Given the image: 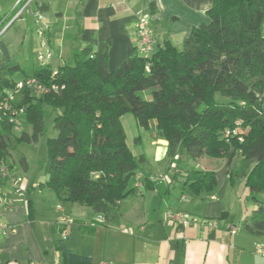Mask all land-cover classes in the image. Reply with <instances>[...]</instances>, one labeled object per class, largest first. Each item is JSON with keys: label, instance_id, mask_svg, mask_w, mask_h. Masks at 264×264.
Instances as JSON below:
<instances>
[{"label": "trees", "instance_id": "trees-1", "mask_svg": "<svg viewBox=\"0 0 264 264\" xmlns=\"http://www.w3.org/2000/svg\"><path fill=\"white\" fill-rule=\"evenodd\" d=\"M207 14L209 23L192 28L182 48L166 40L146 55L136 47L113 71L108 47L95 52L92 45L75 50L72 63L58 68L40 64L30 73L16 59L0 61V106L8 91L28 76L59 87L43 96L22 90L17 107L24 112L19 118L32 133L16 136L11 112L0 108V163L19 143L37 142L45 130V117L56 114L57 136L48 139L49 157L43 165L48 179L40 187L61 201L103 215V224H117L119 204L136 192L132 181L146 161L127 142L123 117L132 113L143 128L156 122L172 161L182 149L193 160L220 159L231 149L238 152L241 159L231 181L242 177L253 198L263 194L264 100L258 94L264 92V0H214ZM144 91L151 92L150 100L140 95ZM238 123L245 130L244 141L233 137L227 142L226 129ZM20 163L29 170L25 157ZM186 173L185 187L196 195L210 194L218 186L214 171ZM240 228L264 237V204ZM57 248L60 264H92L91 257L72 252L64 240Z\"/></svg>", "mask_w": 264, "mask_h": 264}, {"label": "crops", "instance_id": "crops-1", "mask_svg": "<svg viewBox=\"0 0 264 264\" xmlns=\"http://www.w3.org/2000/svg\"><path fill=\"white\" fill-rule=\"evenodd\" d=\"M34 2L33 16L42 14L47 26L46 39L54 51L53 68L67 63L55 65L56 57L73 59L75 50L92 45L95 52L108 47L109 69L113 71L139 46L135 27L139 14L151 19L158 44L170 40L180 46L192 28L209 23L207 11L214 0ZM17 9L16 0H0V25ZM16 49L12 43L3 44L0 61L17 60ZM144 93L147 100L152 98L150 91ZM152 126L156 128L154 120ZM154 139L155 148L143 154L146 161L132 181L136 192L119 204L121 218L117 224H95L97 216L91 208L61 201L53 191L40 187L48 176H23L15 167L27 193L25 197L13 196L10 208L0 203V222L15 228L0 237V264H60L59 240H64L72 252L91 257L92 264H264V257L254 252L264 237L240 228L264 200L251 194L241 197L238 190L228 194L230 185L236 188V177L233 181L230 178L238 168L234 150L213 164L202 157L191 162H196L195 166H189L183 154L175 161L169 158L168 142L156 129ZM190 169L214 171L216 190L200 195L190 192L185 187ZM170 212H183L201 221L184 226L171 220ZM64 217L72 223H65Z\"/></svg>", "mask_w": 264, "mask_h": 264}, {"label": "rangeland", "instance_id": "rangeland-1", "mask_svg": "<svg viewBox=\"0 0 264 264\" xmlns=\"http://www.w3.org/2000/svg\"><path fill=\"white\" fill-rule=\"evenodd\" d=\"M35 6V2L31 4V6L26 10L23 16L14 21V25L11 24L8 30L0 37V50L4 45L11 44L14 47L19 48L17 50V61L20 62L23 69L26 73H30L35 66L40 65L41 63L38 61V51L42 46L41 38L39 37L38 30L35 24V18L33 13L31 12L32 7ZM21 7V6H20ZM19 7V8H20ZM17 11V10H16ZM16 12H13L6 18L3 23L0 25V30L14 17ZM177 45V44H176ZM21 46V49H20ZM179 46V45H178ZM183 44L179 46L182 48ZM57 59L55 60V65L58 63H72L73 59L65 58V59ZM52 65V64H51ZM22 73H18L16 75L17 79L20 78ZM14 90V89H13ZM140 95L145 98L146 93L141 92ZM15 98L13 100V106L16 109H20L17 107V104L22 100L24 94L23 92L15 93ZM216 98L220 101L227 102V98L221 97L220 95H216ZM196 109V106L194 107ZM56 114H50L44 119V132L40 136L37 142L28 143L21 142L17 145L15 150L11 151V156L7 158L6 163L11 165V167H16L20 170L23 176H30L34 178H42L45 175L43 171V165L47 162L49 157V149H48V139L51 137L57 136V131L54 130V119ZM123 123L127 133V142L130 148L137 154V156H141L144 153H150L152 149L155 148V129L153 126L151 128H143L139 125L136 117L132 113H128L125 115L123 119ZM23 131H27L32 133V127L30 125H26L21 122L19 126H14L13 133L16 136H20ZM181 155L183 154L186 157V162L189 166H191V162H194L186 153L184 149L181 151ZM179 155V157H181ZM229 155L226 154L225 157ZM237 164L239 166V162L241 159L240 154L237 152ZM22 157H25L29 164L28 173L25 172L23 167L21 166L20 160ZM209 159L213 164L216 162V159L206 157V160ZM191 164V165H190ZM193 164L192 166H195ZM236 188L232 189V185L229 187L228 194L232 192L239 191L241 197H247L250 195V189L247 187L245 181L241 177H236ZM251 196V195H250ZM259 200H264V194L257 195ZM248 200L252 202V198L249 197ZM252 210L250 211V213Z\"/></svg>", "mask_w": 264, "mask_h": 264}, {"label": "built area", "instance_id": "built-area-1", "mask_svg": "<svg viewBox=\"0 0 264 264\" xmlns=\"http://www.w3.org/2000/svg\"><path fill=\"white\" fill-rule=\"evenodd\" d=\"M35 0H16V7H18L14 17L10 23L6 24L0 30V37L8 30L11 24L15 20L21 18L26 10L31 6ZM21 6V7H20ZM20 7V8H19ZM36 28L38 30L39 37L42 41L43 50L38 52V61L41 64L51 63L54 57V51L50 47L46 39L47 26L44 22V16L40 13L34 14ZM138 39H139V49L141 53L149 55L158 45V40L151 26V19L149 16L138 15L135 24ZM56 73V71L54 72ZM24 89H28L35 96H43L50 92H58L59 87L57 85L46 86L41 83L34 76H28L25 79L19 80L16 83L14 90L8 91L5 99L1 102L0 108L6 113L11 112V121H14L17 126L21 124L19 115L24 112L23 108L16 109L13 106V100L15 98V93L21 92ZM260 100H264V92L258 94ZM245 130L242 128L240 123L237 124L235 128H228L224 133V138L227 142H231L233 137H236L239 142L244 141ZM27 193V187L23 184L22 176L15 171L14 167L7 164L5 161L0 163V203L4 205L5 208H10L13 205V196L25 197ZM171 220L179 221L184 226H188L193 223H198L201 220L192 217L189 214L179 212V213H168ZM97 220L102 221L103 215H98ZM65 223H72L71 219L66 217L63 218ZM15 228L11 225L0 222V237L6 235L8 232H13ZM231 232L235 233L236 230L231 228ZM63 235H68V231L65 230ZM255 254L264 257V239L257 242L254 247Z\"/></svg>", "mask_w": 264, "mask_h": 264}]
</instances>
